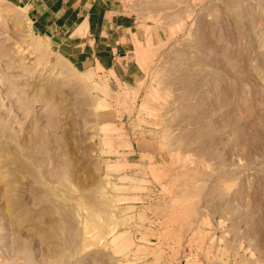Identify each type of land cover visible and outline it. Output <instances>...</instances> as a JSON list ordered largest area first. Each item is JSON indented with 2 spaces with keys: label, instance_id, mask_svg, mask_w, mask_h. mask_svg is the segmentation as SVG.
I'll list each match as a JSON object with an SVG mask.
<instances>
[{
  "label": "rangeland",
  "instance_id": "1",
  "mask_svg": "<svg viewBox=\"0 0 264 264\" xmlns=\"http://www.w3.org/2000/svg\"><path fill=\"white\" fill-rule=\"evenodd\" d=\"M116 1L115 75L0 0V264H264V0Z\"/></svg>",
  "mask_w": 264,
  "mask_h": 264
},
{
  "label": "crops",
  "instance_id": "2",
  "mask_svg": "<svg viewBox=\"0 0 264 264\" xmlns=\"http://www.w3.org/2000/svg\"><path fill=\"white\" fill-rule=\"evenodd\" d=\"M26 7L34 29L73 54L82 69L116 75L133 48L129 22L116 0H13Z\"/></svg>",
  "mask_w": 264,
  "mask_h": 264
},
{
  "label": "built area",
  "instance_id": "3",
  "mask_svg": "<svg viewBox=\"0 0 264 264\" xmlns=\"http://www.w3.org/2000/svg\"><path fill=\"white\" fill-rule=\"evenodd\" d=\"M195 256L196 252L194 251V247L187 240L180 250L178 262L179 264H195Z\"/></svg>",
  "mask_w": 264,
  "mask_h": 264
},
{
  "label": "bare ground",
  "instance_id": "4",
  "mask_svg": "<svg viewBox=\"0 0 264 264\" xmlns=\"http://www.w3.org/2000/svg\"><path fill=\"white\" fill-rule=\"evenodd\" d=\"M60 66H61L62 70H64L63 68H65V67H66V68H68L70 71H73V72H74V69H73V68H71V67H70V68H69V67H67V65H66V64H65V65H63V63H62V64L60 63ZM16 241H17V240H16ZM17 244H18V242H17Z\"/></svg>",
  "mask_w": 264,
  "mask_h": 264
}]
</instances>
